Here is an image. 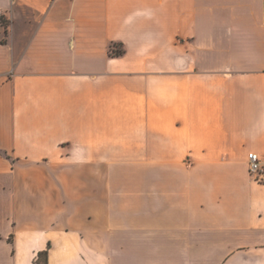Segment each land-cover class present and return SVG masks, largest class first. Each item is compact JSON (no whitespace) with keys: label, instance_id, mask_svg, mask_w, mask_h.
Instances as JSON below:
<instances>
[{"label":"crops","instance_id":"crops-1","mask_svg":"<svg viewBox=\"0 0 264 264\" xmlns=\"http://www.w3.org/2000/svg\"><path fill=\"white\" fill-rule=\"evenodd\" d=\"M249 152L264 0H0V264H264Z\"/></svg>","mask_w":264,"mask_h":264},{"label":"built area","instance_id":"built-area-1","mask_svg":"<svg viewBox=\"0 0 264 264\" xmlns=\"http://www.w3.org/2000/svg\"><path fill=\"white\" fill-rule=\"evenodd\" d=\"M247 166L250 177L256 182H264V162L255 152L247 155Z\"/></svg>","mask_w":264,"mask_h":264},{"label":"trees","instance_id":"trees-1","mask_svg":"<svg viewBox=\"0 0 264 264\" xmlns=\"http://www.w3.org/2000/svg\"><path fill=\"white\" fill-rule=\"evenodd\" d=\"M113 54L121 53V50H111ZM35 264H47V252H39Z\"/></svg>","mask_w":264,"mask_h":264}]
</instances>
